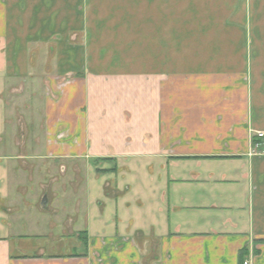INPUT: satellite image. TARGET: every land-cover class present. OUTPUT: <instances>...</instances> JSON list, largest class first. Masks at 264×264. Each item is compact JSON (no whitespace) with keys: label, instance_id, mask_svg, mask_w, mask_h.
Wrapping results in <instances>:
<instances>
[{"label":"crops","instance_id":"obj_1","mask_svg":"<svg viewBox=\"0 0 264 264\" xmlns=\"http://www.w3.org/2000/svg\"><path fill=\"white\" fill-rule=\"evenodd\" d=\"M3 77L45 92L43 156L103 201L76 253L3 221L0 264H264V0H0Z\"/></svg>","mask_w":264,"mask_h":264},{"label":"rangeland","instance_id":"obj_2","mask_svg":"<svg viewBox=\"0 0 264 264\" xmlns=\"http://www.w3.org/2000/svg\"><path fill=\"white\" fill-rule=\"evenodd\" d=\"M44 96L43 90H29L24 84L5 77L0 80L1 166H9V172L4 175H8L14 185L19 183L17 190H12L10 183L6 185V197L2 192V207L15 205L17 209L11 215L1 211L5 218L0 235L8 232L4 223H10L11 231L23 235L18 239V250L30 256L39 248L45 255L79 251L82 243L76 235L79 229H84V215L92 209L98 212L96 207L103 201L102 198L96 200L93 189L89 191L86 186L74 192L70 182L79 174L72 170L70 162L73 161L48 160L43 156ZM81 177L88 179L85 174ZM47 194L49 202L42 208ZM78 199L82 203L80 214L74 210Z\"/></svg>","mask_w":264,"mask_h":264},{"label":"built area","instance_id":"obj_3","mask_svg":"<svg viewBox=\"0 0 264 264\" xmlns=\"http://www.w3.org/2000/svg\"><path fill=\"white\" fill-rule=\"evenodd\" d=\"M263 136V134L262 133H259L258 134V137H262ZM258 146H259V143H254V145H253V147H254V150L255 149H257L258 148ZM243 264H247V262H244Z\"/></svg>","mask_w":264,"mask_h":264},{"label":"water","instance_id":"obj_4","mask_svg":"<svg viewBox=\"0 0 264 264\" xmlns=\"http://www.w3.org/2000/svg\"><path fill=\"white\" fill-rule=\"evenodd\" d=\"M46 204H47V198L45 197L43 202L41 203L42 208H45Z\"/></svg>","mask_w":264,"mask_h":264},{"label":"trees","instance_id":"obj_5","mask_svg":"<svg viewBox=\"0 0 264 264\" xmlns=\"http://www.w3.org/2000/svg\"><path fill=\"white\" fill-rule=\"evenodd\" d=\"M80 237H82V234H80Z\"/></svg>","mask_w":264,"mask_h":264}]
</instances>
